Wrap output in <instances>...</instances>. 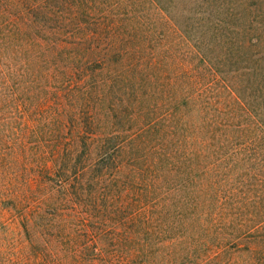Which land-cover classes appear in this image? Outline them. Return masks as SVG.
I'll return each instance as SVG.
<instances>
[{
  "label": "trees",
  "instance_id": "1",
  "mask_svg": "<svg viewBox=\"0 0 264 264\" xmlns=\"http://www.w3.org/2000/svg\"><path fill=\"white\" fill-rule=\"evenodd\" d=\"M239 1L0 0V206H34L54 264H264V52Z\"/></svg>",
  "mask_w": 264,
  "mask_h": 264
},
{
  "label": "rangeland",
  "instance_id": "2",
  "mask_svg": "<svg viewBox=\"0 0 264 264\" xmlns=\"http://www.w3.org/2000/svg\"><path fill=\"white\" fill-rule=\"evenodd\" d=\"M241 2H246L245 4L252 10H256L253 26L256 32L258 28L262 31L257 49L264 52V0H240L238 2L240 9L243 8ZM27 208L31 211H27L22 219L13 209L0 206V264H54L51 253L47 256L42 253L41 250H45L42 247L43 243L34 244V229L29 230L24 227L23 222L26 220L34 226V206L27 204ZM51 248L53 247L49 244V249Z\"/></svg>",
  "mask_w": 264,
  "mask_h": 264
}]
</instances>
